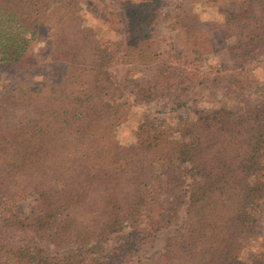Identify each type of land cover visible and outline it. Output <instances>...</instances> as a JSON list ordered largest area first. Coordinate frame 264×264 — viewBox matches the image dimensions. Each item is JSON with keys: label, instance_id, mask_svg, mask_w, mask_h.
Masks as SVG:
<instances>
[{"label": "trees", "instance_id": "1", "mask_svg": "<svg viewBox=\"0 0 264 264\" xmlns=\"http://www.w3.org/2000/svg\"><path fill=\"white\" fill-rule=\"evenodd\" d=\"M167 4L128 0L126 40L105 46L82 0H0V67L18 75L0 82V264H264L263 250L243 256L263 219L264 80L251 66L264 60V0L224 11L231 72L215 78L227 80L219 103L174 134L154 118L132 142L116 138L125 94L179 108L193 88L182 64L202 62L207 36L197 9L181 10L188 56L162 51L154 37ZM53 63L56 75L40 72Z\"/></svg>", "mask_w": 264, "mask_h": 264}, {"label": "rangeland", "instance_id": "2", "mask_svg": "<svg viewBox=\"0 0 264 264\" xmlns=\"http://www.w3.org/2000/svg\"><path fill=\"white\" fill-rule=\"evenodd\" d=\"M85 7L83 18L85 26L96 32V39L105 46L111 42L123 45L126 33V13L124 4L128 0H82ZM239 0H168L167 6L159 11L157 17V27L155 31V42L164 52L172 54V51H182L184 56H188V49L192 47L194 39L188 37L185 30L182 31L179 22L183 16L181 10L189 11L191 8L197 9L199 20L207 36L204 43L203 60L199 64H190L189 56L183 61V66L192 74L193 88L183 96V106L177 108L167 97H158L148 103L135 101L134 97L125 94L120 100L126 102L121 115L119 126L115 130L117 140L121 144L132 142L138 132L139 127L154 118L162 121L171 128L174 134L177 131L180 119L192 118L195 110H206L222 100V93L226 88L225 78L215 79L217 76L231 72L227 70L226 44L230 37H225L224 11L230 10ZM42 52L46 51V41H40L37 45ZM171 64H175L172 60ZM46 70L40 72L53 77L62 70L61 65L51 64ZM252 77L257 81L264 80V60L251 66ZM112 70L121 76H131L130 66L115 62ZM18 75L10 67H0V82L11 79L15 80ZM37 84L41 81L38 77L34 79ZM30 199L19 202L16 210L26 212L30 204ZM262 228L258 238L253 240L245 248L243 256H251L256 250L264 251V206L262 210ZM175 228H168L161 231L154 243L146 247L140 254V260L144 261L148 257H153L159 253L165 242L169 240ZM110 242L106 246L109 248ZM131 264H137L136 261Z\"/></svg>", "mask_w": 264, "mask_h": 264}]
</instances>
